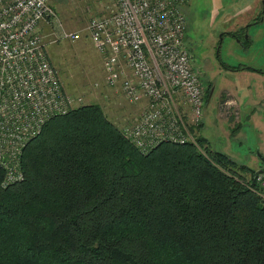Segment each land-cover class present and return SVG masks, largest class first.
Masks as SVG:
<instances>
[{
	"label": "trees",
	"instance_id": "16d2710c",
	"mask_svg": "<svg viewBox=\"0 0 264 264\" xmlns=\"http://www.w3.org/2000/svg\"><path fill=\"white\" fill-rule=\"evenodd\" d=\"M21 165L0 184V264H264L257 169L201 135L141 153L90 103L50 118Z\"/></svg>",
	"mask_w": 264,
	"mask_h": 264
},
{
	"label": "built area",
	"instance_id": "2783aa9c",
	"mask_svg": "<svg viewBox=\"0 0 264 264\" xmlns=\"http://www.w3.org/2000/svg\"><path fill=\"white\" fill-rule=\"evenodd\" d=\"M188 2L108 0L86 23L101 57L106 90L133 105L146 102L135 123L121 129L141 153L161 141L194 144L191 128L202 122L205 94L184 45L182 7ZM56 24L51 0H0L2 187L24 179L22 149L47 121L84 105L80 96L65 91L49 62L42 25L51 27L47 35L55 41ZM62 36L79 38L76 32ZM253 180L264 187V168L256 170Z\"/></svg>",
	"mask_w": 264,
	"mask_h": 264
},
{
	"label": "rangeland",
	"instance_id": "374dc122",
	"mask_svg": "<svg viewBox=\"0 0 264 264\" xmlns=\"http://www.w3.org/2000/svg\"><path fill=\"white\" fill-rule=\"evenodd\" d=\"M107 1L51 0L58 15L57 39L52 41L48 37L51 27L46 30L44 25L42 37L47 42L49 62L65 91L80 96L84 104L98 103L106 118L120 130L135 123L146 102L130 104L117 91L103 86L101 57L93 49L85 27ZM182 8L187 20L184 45L205 94L202 122L191 131L194 137L203 136L210 150L225 151L237 164L262 168L259 155L264 156V0H189ZM69 32L78 33L79 38H63L62 34ZM221 62L230 67L241 65L247 70L230 74ZM240 86L246 98L248 91L255 92L260 106L253 108L247 98L248 106L243 107L246 111L238 110L235 97L232 101L231 95L224 92L230 90L236 96ZM224 106H236L235 118L232 114L233 118L227 119L228 114H222ZM244 116L246 119L242 120ZM217 118L223 121L221 133L215 126ZM255 125L258 128L261 125L262 134Z\"/></svg>",
	"mask_w": 264,
	"mask_h": 264
},
{
	"label": "crops",
	"instance_id": "0c3cea01",
	"mask_svg": "<svg viewBox=\"0 0 264 264\" xmlns=\"http://www.w3.org/2000/svg\"><path fill=\"white\" fill-rule=\"evenodd\" d=\"M247 25H249V24H247ZM218 49V48H217ZM247 69H245V70H240V71H246ZM227 71H229V73L230 74H238V70H227ZM246 74H249V73H247L246 72ZM246 74H244V75H246ZM249 86H246V90H249ZM226 90V89H225ZM228 90V89H227ZM242 90V87L240 86L238 89H237V91L235 92L236 93V96L233 94V93H229V91L230 90H228V91H225L224 93L225 94H227V95H231V100L233 101V99H232V97L234 98L235 97V99H234V101L236 100V106L238 107V110L239 109H243V111H246V108H243V107H247L248 105H245V102L247 101V98L249 99V101H250V103H251V105L253 106V108L255 107V106H260L259 105V103L257 102V100H256V97L254 96V94H255V92H251V91H248L247 93H248V95H247V98H246V93H244V92H242L241 91ZM245 90V91H246ZM231 92V91H230ZM240 95H243L244 96V98L243 99H241V97H240ZM226 100H228V99H226ZM225 100V101H226ZM222 105H224V104H222ZM234 105V104H233ZM236 106L234 107V106H231V107H229V106H224V111L222 112V114H228L226 117H228L227 119H231V117L233 118V116H231L232 114L234 115V118H235V116H236V114H237V111L234 113V110H235V108H236ZM253 108L252 109H250V112L251 111H253ZM227 109H228V111H227ZM230 110H232L233 112H229ZM250 115H252V113L250 114ZM242 120L244 119H246L245 118V116L243 117V118H241ZM253 120H254V117H253ZM223 121H221V119H219V118H217V119H215V126H216V129L221 133L222 131V129H221V123H222ZM240 123V122H239ZM223 126H225L224 124H223ZM256 127H257V125H255ZM258 128V127H257ZM261 132H260V134H262V130H261V125H260V127L258 128ZM224 131V130H223ZM233 132H236V131H233ZM225 136H226V133H225ZM223 153H225V154H227L225 151L223 152ZM228 155V154H227ZM232 158V157H231ZM261 168V167H260Z\"/></svg>",
	"mask_w": 264,
	"mask_h": 264
},
{
	"label": "water",
	"instance_id": "95a60500",
	"mask_svg": "<svg viewBox=\"0 0 264 264\" xmlns=\"http://www.w3.org/2000/svg\"><path fill=\"white\" fill-rule=\"evenodd\" d=\"M211 92V91H210ZM259 159L261 160V162L264 164V156L263 155H259Z\"/></svg>",
	"mask_w": 264,
	"mask_h": 264
}]
</instances>
